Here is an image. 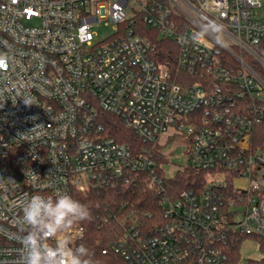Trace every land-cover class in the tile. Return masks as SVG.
Listing matches in <instances>:
<instances>
[{
    "label": "built area",
    "instance_id": "built-area-1",
    "mask_svg": "<svg viewBox=\"0 0 264 264\" xmlns=\"http://www.w3.org/2000/svg\"><path fill=\"white\" fill-rule=\"evenodd\" d=\"M100 23L113 32L100 38ZM161 40L175 44L166 58ZM102 112L143 146L108 135ZM263 120V0H0V264H84L85 227H42L50 199L141 184L156 209L125 200L108 213L121 234L103 253L228 264L232 234L264 239V150L252 142ZM171 137L203 182L166 176L158 153Z\"/></svg>",
    "mask_w": 264,
    "mask_h": 264
},
{
    "label": "trees",
    "instance_id": "trees-1",
    "mask_svg": "<svg viewBox=\"0 0 264 264\" xmlns=\"http://www.w3.org/2000/svg\"><path fill=\"white\" fill-rule=\"evenodd\" d=\"M157 41L160 42V39ZM157 48L166 58L170 50L172 49L171 51H173V48L175 49V44L170 40H161ZM101 119L106 126L108 135L118 141L129 143L133 148L143 146L137 134L130 128H127L118 116L108 112H102ZM252 142L255 147L264 150V120L256 125ZM196 174L190 169L179 173L174 179L175 185L178 184L180 188H183L194 186V178L200 182L205 180V173ZM65 197L69 198L70 202L74 203L78 201L85 205L88 208L89 217L79 220L76 213L62 209L60 211L65 212L66 215L62 220H58L57 205L59 200ZM125 200H128L124 209L126 211L134 210L142 213L156 209L155 195L143 184L134 193L100 192L96 190L86 192L73 191L66 196L52 197L50 199L51 212L43 218L42 227L46 230L54 231L65 230L75 226L85 227L86 237L81 242L85 247L84 264H129L121 254L112 250L108 251V253H103V249L109 248L111 242L121 234V228L116 219L108 218L105 220L104 217L114 210L120 211L121 203ZM248 237L259 240V247L262 252L261 257L242 260L241 244ZM227 253L229 256L228 264H264V239L256 236H246L241 233L232 234L227 247Z\"/></svg>",
    "mask_w": 264,
    "mask_h": 264
},
{
    "label": "rangeland",
    "instance_id": "rangeland-1",
    "mask_svg": "<svg viewBox=\"0 0 264 264\" xmlns=\"http://www.w3.org/2000/svg\"><path fill=\"white\" fill-rule=\"evenodd\" d=\"M95 30L98 32V36L103 38L113 32V26L100 23L95 27ZM159 149L158 161L159 163H163L162 167L167 177L176 176L179 171L184 172L186 168L190 167L187 146L183 138L171 137L166 141V144L160 146ZM261 255L262 252L259 247L258 239L248 237L241 244L242 260L247 258H259Z\"/></svg>",
    "mask_w": 264,
    "mask_h": 264
},
{
    "label": "clouds",
    "instance_id": "clouds-1",
    "mask_svg": "<svg viewBox=\"0 0 264 264\" xmlns=\"http://www.w3.org/2000/svg\"><path fill=\"white\" fill-rule=\"evenodd\" d=\"M212 30L219 33L222 30V25L219 24H213ZM30 206L25 207L24 209V218L29 222V224L36 223L38 224L39 221L37 220V217L40 214V209L43 206V201H41L39 196L34 197L30 202ZM62 209H66L68 212L76 213L78 215L79 220H83L89 217V211L88 208L79 203L76 202H70L69 198L65 197L59 200L57 205V219L62 220L64 216L66 215L65 212L60 211ZM31 264H37V260L33 259ZM65 264H82V262L79 259L71 258L69 260L65 261Z\"/></svg>",
    "mask_w": 264,
    "mask_h": 264
}]
</instances>
